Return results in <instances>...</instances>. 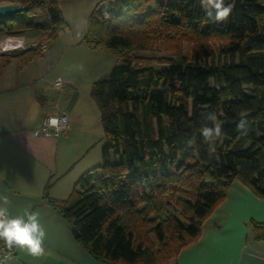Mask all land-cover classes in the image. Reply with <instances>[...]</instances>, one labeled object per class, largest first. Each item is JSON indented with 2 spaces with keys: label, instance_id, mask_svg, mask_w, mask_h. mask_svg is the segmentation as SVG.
<instances>
[{
  "label": "trees",
  "instance_id": "obj_1",
  "mask_svg": "<svg viewBox=\"0 0 264 264\" xmlns=\"http://www.w3.org/2000/svg\"><path fill=\"white\" fill-rule=\"evenodd\" d=\"M227 2L232 10L219 22L206 17L201 0H108L91 12L84 42L119 58L90 91L104 131L102 163L50 203L96 261L169 264L199 237L233 180L264 199V0ZM31 3L44 7L45 22L25 5L0 18V34L38 28L43 40L55 38L65 26L58 0ZM182 35L220 41L221 63L179 53L162 57L160 69L137 63L138 51ZM211 112L215 121L205 119ZM215 125L223 135L210 147L200 131ZM252 227L264 239V222Z\"/></svg>",
  "mask_w": 264,
  "mask_h": 264
},
{
  "label": "crops",
  "instance_id": "obj_2",
  "mask_svg": "<svg viewBox=\"0 0 264 264\" xmlns=\"http://www.w3.org/2000/svg\"><path fill=\"white\" fill-rule=\"evenodd\" d=\"M106 1L58 0L65 26L47 41V68L33 60L16 68L11 84L0 85V197H7L12 215L38 211L46 233L41 255L14 249V264H104L81 247L50 199H66L79 177L102 163L104 131L90 91L119 59L83 38L91 12ZM39 30L19 38L38 41ZM61 112L68 115L64 135L37 132L45 116ZM253 221L264 222V199L233 180L199 237L169 264H264V239L254 237Z\"/></svg>",
  "mask_w": 264,
  "mask_h": 264
},
{
  "label": "rangeland",
  "instance_id": "obj_3",
  "mask_svg": "<svg viewBox=\"0 0 264 264\" xmlns=\"http://www.w3.org/2000/svg\"><path fill=\"white\" fill-rule=\"evenodd\" d=\"M10 2V3H20L21 5H28L30 11L27 15H32L34 21L43 23L46 20V14L44 7L36 6L34 3H31L33 0H0V2ZM3 4V3H1ZM8 4V3H4ZM31 4H34L33 6ZM26 7V6H25ZM35 29L38 28H24V29H16L12 32L2 33L0 34V41L6 36H15V39L19 41H23L22 38H19V35L22 33H33ZM39 30V29H38ZM28 31V32H27ZM40 37L39 40H43L44 35L43 31L39 30ZM172 36V35H170ZM206 37V38H205ZM200 37L196 35H182L180 37L174 38L170 37V40H165L163 38V47L159 46L155 50L151 51H138L137 54L140 55L141 58L136 59L137 63L140 65L144 63H150L154 66L155 69H160L164 64L161 62V58L173 55L174 53H179L181 57L186 61H194L199 62L201 64H218L221 63L223 57L217 53L219 47L221 46V42L216 39H210L208 36ZM31 38V36H30ZM33 38V37H32ZM208 38V39H207ZM52 39L49 40L48 43L51 42ZM25 41V40H24ZM48 41V40H43ZM27 42V41H26ZM30 43V41H28ZM164 48V50H163ZM35 51V50H34ZM33 51L26 50H18L13 51L11 53L0 54V85L7 86L11 84L9 77L10 75L16 72V68L20 69L23 66L28 65L33 60L38 63L42 62L44 59V52L41 51L38 54ZM28 58L30 60L26 61ZM41 59V60H39ZM119 59V58H118ZM49 63H51V59L49 58ZM43 64L45 65V69L47 68V60L46 62H42L39 66L40 70L43 69ZM32 69V66H30ZM6 79V80H5ZM61 82V81H59Z\"/></svg>",
  "mask_w": 264,
  "mask_h": 264
},
{
  "label": "clouds",
  "instance_id": "obj_4",
  "mask_svg": "<svg viewBox=\"0 0 264 264\" xmlns=\"http://www.w3.org/2000/svg\"><path fill=\"white\" fill-rule=\"evenodd\" d=\"M201 6L210 21L219 22L227 19L233 5L229 4L227 0H201ZM205 119L215 121L216 113H208ZM56 123V119L51 120V124L55 125ZM245 123L246 121L241 119L238 127L243 128ZM200 134L210 147L223 135L219 125L204 126ZM195 142V137L187 141L189 145ZM0 201H2L0 202V243L8 250H23L32 256L41 255L44 251L46 233L40 222V213L26 209L22 214L12 215L6 206L7 197H0ZM10 255L9 251L0 257V264H14L10 260Z\"/></svg>",
  "mask_w": 264,
  "mask_h": 264
},
{
  "label": "built area",
  "instance_id": "obj_5",
  "mask_svg": "<svg viewBox=\"0 0 264 264\" xmlns=\"http://www.w3.org/2000/svg\"><path fill=\"white\" fill-rule=\"evenodd\" d=\"M39 46L43 52H46L48 48L47 41H35V42H26L19 41L15 39V36H6L0 41V54L11 53L13 51L18 50H26L30 48H35ZM59 80V79H58ZM59 82V81H58ZM56 119L57 123L55 125L51 124V120ZM68 122V115L65 112H61L56 115H47L43 118L41 122V126L37 129V132L44 136H54L59 137L66 133V127ZM11 252L10 259L14 255V249L8 250L6 249L2 243H0V257H2L5 253Z\"/></svg>",
  "mask_w": 264,
  "mask_h": 264
},
{
  "label": "water",
  "instance_id": "obj_6",
  "mask_svg": "<svg viewBox=\"0 0 264 264\" xmlns=\"http://www.w3.org/2000/svg\"><path fill=\"white\" fill-rule=\"evenodd\" d=\"M25 6L20 3H8V4H0V18H5L16 13H20L25 10ZM71 231L73 236L76 238L78 233L74 227H71Z\"/></svg>",
  "mask_w": 264,
  "mask_h": 264
}]
</instances>
